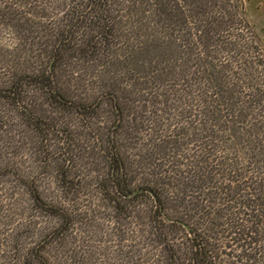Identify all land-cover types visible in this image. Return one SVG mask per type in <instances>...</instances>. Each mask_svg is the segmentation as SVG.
Segmentation results:
<instances>
[{
    "label": "trees",
    "instance_id": "16d2710c",
    "mask_svg": "<svg viewBox=\"0 0 264 264\" xmlns=\"http://www.w3.org/2000/svg\"><path fill=\"white\" fill-rule=\"evenodd\" d=\"M3 32L36 62L0 84V101L39 133L62 130L37 122L28 97L85 119L107 101L106 131L96 136L107 162L99 189L116 211L146 207L166 264H264V50L244 0H0ZM73 62L77 78L103 85L92 101L70 102L59 85L57 71ZM130 138L150 146L140 167ZM58 173L67 191L68 171ZM25 185L62 224L21 264H50L44 243L71 218Z\"/></svg>",
    "mask_w": 264,
    "mask_h": 264
},
{
    "label": "rangeland",
    "instance_id": "374dc122",
    "mask_svg": "<svg viewBox=\"0 0 264 264\" xmlns=\"http://www.w3.org/2000/svg\"><path fill=\"white\" fill-rule=\"evenodd\" d=\"M244 11L264 50V0H244ZM15 42L10 34L0 33V84L19 68L29 69L36 62L28 48L16 50ZM77 68H81L77 62L61 66L59 85L70 102L92 101L103 85L98 79L77 78ZM108 72L103 81L110 84L113 80L109 77L114 75ZM26 102L37 122L62 132L39 133L15 107L0 101V264H21L30 248L62 224L34 205L25 182L36 184L47 202L65 206L71 218L68 227L44 243L43 253L50 264H166L163 245L155 233L158 230L150 223L154 220L146 207L139 201L130 213L116 211L99 189L107 162L96 136L106 131L110 116L107 101L101 103L100 116L86 119L71 109L49 104L42 96L28 97ZM127 142L131 160L140 167L151 152L150 146L132 138ZM64 156L70 161L66 166ZM60 169L69 174L67 191L58 184ZM181 251H186L184 246Z\"/></svg>",
    "mask_w": 264,
    "mask_h": 264
}]
</instances>
